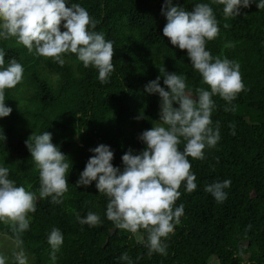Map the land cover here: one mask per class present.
<instances>
[{
	"label": "trees",
	"instance_id": "obj_1",
	"mask_svg": "<svg viewBox=\"0 0 264 264\" xmlns=\"http://www.w3.org/2000/svg\"><path fill=\"white\" fill-rule=\"evenodd\" d=\"M67 3L84 7L98 21L94 30L113 42L114 71L106 83L76 54H62L61 66L38 56L35 49L30 53L15 37L0 38L4 67L15 59L24 69L21 82L5 90V105L12 112L0 117V167L9 169L8 178L16 186L37 195L36 211L28 214L29 229L21 236L28 264H128L120 259L124 253L131 264H264V9L252 3L241 8L239 16L225 18L224 5L212 0H172L186 11L197 3L212 7L219 34L206 42V50L214 58L238 62L245 87L231 104L218 95L212 97L216 105L212 126L219 125L220 139L215 147H205L204 159L188 158L197 187L189 193L182 182L174 208L183 204L184 214L174 231L162 238L167 254L149 256L146 230L133 234L116 228L107 219L108 198L98 192L96 181L80 187L76 182L94 155L90 149L100 144L110 147L111 163L121 170L122 156L129 149L139 154L146 148L138 137L161 122L160 97L147 93L145 86L161 75L159 68L185 77L193 97L196 88H210L192 66L187 50L163 36L164 0ZM160 86L168 90L162 76ZM226 107L234 111H225ZM45 131L70 164L68 191L59 204L51 203V197L39 198V171L25 144L33 133ZM179 148L183 150V141ZM224 180L231 181L224 189L227 198L217 202L205 187ZM89 211L100 217L98 225H81L77 220L76 213L83 218ZM54 227L63 235L55 262L48 243ZM0 233L13 243L10 225L0 222ZM14 247V243L0 246L6 264H15Z\"/></svg>",
	"mask_w": 264,
	"mask_h": 264
},
{
	"label": "clouds",
	"instance_id": "obj_2",
	"mask_svg": "<svg viewBox=\"0 0 264 264\" xmlns=\"http://www.w3.org/2000/svg\"><path fill=\"white\" fill-rule=\"evenodd\" d=\"M212 2L224 5L225 18L239 16L240 9L248 8L252 3H256L258 9H264V0L258 3L256 0ZM67 5V0H0V38L15 37L17 43L30 53L35 49L38 56L52 58L61 66L65 63L62 54H76L85 68H96L100 82L106 83L114 71L113 42L106 40L104 33L94 30L98 21L93 20L84 7L76 3ZM161 12L167 21L163 36L173 46L187 50L192 66L210 90L196 88L193 97L187 90L185 77L159 68L161 75L145 86L147 93H156L160 97L161 122L138 137L146 148L139 154H133L129 149L122 156L121 170L111 163L114 153L110 147L100 144L90 149L94 155L88 159L76 182L80 187L96 181L98 192L108 198L107 219L116 228L133 234L140 229L146 230L149 256L167 254V245L162 238L174 231L184 214L183 204L174 208L181 195L178 189L182 182L186 181L189 193L197 187L188 158L204 159L205 147H215L220 139L219 125L212 126L211 115L216 107L212 97L218 95L231 104L245 87L238 62L226 57L214 58L206 50V42L219 34L218 21L209 4L197 3L192 11H186L180 5L174 6L172 0H164ZM4 65L5 51L0 49V117L11 114L12 108L5 105V90L20 83L24 71L15 59L7 67ZM161 76L168 90L160 86ZM174 103L179 106L174 107ZM225 111L234 109L226 107ZM182 141L184 148L181 151ZM25 144L39 171V198L51 197V203H62L68 191V158L52 143V134L48 131L39 135L33 133ZM8 174L7 167H0V222L10 225L14 235L15 247L11 256L15 264H28L21 236L29 229L28 214L36 211L37 195L23 186H16ZM230 184V180L217 181L206 185L205 191L217 202H223L227 198L224 189ZM76 218L81 225L100 223V217L91 211L83 218L76 213ZM48 243L52 249L50 259L55 262L63 243L58 228L51 229ZM120 259L131 264L127 253ZM6 260L7 257L0 254V264H6Z\"/></svg>",
	"mask_w": 264,
	"mask_h": 264
},
{
	"label": "rangeland",
	"instance_id": "obj_3",
	"mask_svg": "<svg viewBox=\"0 0 264 264\" xmlns=\"http://www.w3.org/2000/svg\"><path fill=\"white\" fill-rule=\"evenodd\" d=\"M13 245L12 240L4 234L0 233V246L3 248H9Z\"/></svg>",
	"mask_w": 264,
	"mask_h": 264
}]
</instances>
